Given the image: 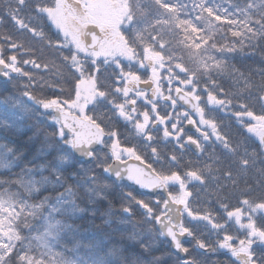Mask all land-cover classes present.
<instances>
[{
	"label": "trees",
	"instance_id": "16d2710c",
	"mask_svg": "<svg viewBox=\"0 0 264 264\" xmlns=\"http://www.w3.org/2000/svg\"><path fill=\"white\" fill-rule=\"evenodd\" d=\"M222 1L234 5L235 10L251 6L249 22L220 21L210 34L198 24L188 40L183 36L186 33L177 29L178 24L167 25L164 0H127L129 43L140 58L147 51L158 54L164 60L165 75L177 74L180 81L198 86L200 92L207 86L209 96L217 98L223 89L224 99L231 101L225 112L207 109L228 137L223 146L214 144L208 151L215 180L208 184L203 176L206 150L201 158L181 156L183 167L198 169L203 178L189 185L194 205L213 209L218 203L235 204L245 196L264 198V150L232 115L240 102L259 107L256 97L264 94V36L250 38L264 31V0ZM211 2H193L196 9L192 7V16L210 18ZM37 3L51 0H25L22 7L18 0H0V50L5 54L11 43L20 64L34 58L35 66L28 73L38 85L34 95H46L55 86L68 92L73 77L70 73L62 76L63 52L57 46V32L35 14ZM9 13L18 18L20 26ZM31 28L37 29L35 35ZM224 49L235 53L236 59L223 62ZM206 59L211 64L207 69ZM26 84L24 75L0 80V199L34 210L20 228L23 247L46 258V264H181L167 242L158 238L153 219L139 205L142 199L128 187L117 190L108 176L93 173L106 168L107 157L101 155L102 160L96 158L89 164L74 158L68 139L60 138L62 130L53 116L37 99L25 95ZM110 84V80L102 81L103 87ZM169 149L170 143L163 140L162 154ZM185 226L194 233L184 244L194 264H239L226 250L198 247L199 239L215 245L218 237L211 229L200 222L194 227L185 222ZM41 233L48 235V241L40 239L36 247V234ZM253 251L264 258V245L254 246Z\"/></svg>",
	"mask_w": 264,
	"mask_h": 264
},
{
	"label": "snow or ice",
	"instance_id": "6c2138e0",
	"mask_svg": "<svg viewBox=\"0 0 264 264\" xmlns=\"http://www.w3.org/2000/svg\"><path fill=\"white\" fill-rule=\"evenodd\" d=\"M18 3L22 7L25 0H18ZM34 12L48 21L50 29L55 28L57 46L70 50L71 54L66 57L73 76L70 91L55 86L46 95H34L38 85L28 76L35 66L34 58L20 64L15 55L16 46L11 43L6 53L0 55V75L9 79L24 75L27 81L25 95L37 99L44 109L55 110L62 117V134L65 130L74 134L71 141L74 147H87L89 155L95 154L93 144L110 148L116 165L124 174H130V179L141 187L155 190L161 197L154 201L158 210L143 203L141 206L157 221L167 224L168 235L178 249L186 254L188 249L181 246L179 238L194 236L185 222H200L218 237L214 246L199 239L197 244L201 249H226L239 264H264V258L253 251L254 245L264 244V198L252 200L245 196L235 204L218 203L214 209L195 206L189 185L203 178L198 169H185L181 160L182 154L190 147L200 154L208 140L217 139L219 142L218 125L207 109L220 105L231 107V101L224 99L223 89L219 98L212 95L211 99L207 86L203 92L198 91V86L184 89L188 95L196 94L195 99L189 100L184 93L175 91L184 88L179 79L174 85L166 78L157 83L152 69L145 68L136 58L125 56L123 62L113 58L108 46L113 39H122L121 33L113 29L110 34L102 19L77 15V8L69 0L37 3ZM63 12L74 17L72 31L60 24L59 17ZM9 15L20 26L18 18L12 13ZM30 31L35 35L37 29L31 28ZM257 36H264V31L253 33L250 38ZM109 64L111 84L101 87L97 77ZM102 103L107 104L112 117L130 126L142 143L128 144L119 128L112 124L111 117L106 119L105 114L93 110ZM256 104L259 107L240 102L232 115L246 132L264 145V94L257 95ZM187 126L199 136H194ZM161 138L173 145L164 154L156 146ZM223 140L226 142L228 137L224 136ZM244 165L247 167V161ZM33 211L7 198L0 199V220L4 221L0 226V264H46V258L23 247L20 235L21 225L31 218Z\"/></svg>",
	"mask_w": 264,
	"mask_h": 264
},
{
	"label": "flooded vegetation",
	"instance_id": "af4514ba",
	"mask_svg": "<svg viewBox=\"0 0 264 264\" xmlns=\"http://www.w3.org/2000/svg\"><path fill=\"white\" fill-rule=\"evenodd\" d=\"M69 2L77 8V15L79 16H83L85 14L88 15L89 19H94L91 14H90V11L84 9V6H83V0H69ZM65 14V21L64 22L66 24V27L72 31L73 28H72V25L75 23V20H74V17L68 15L67 12H64ZM108 24V23H106ZM105 24V25H106ZM130 25H128V23H126L125 25L122 26V30H121V35H122V39H113L110 43L113 45L114 42L115 44L117 43V41H122L123 43H125L128 47V50L131 52V57L130 58H136L140 63H142L145 68H151L152 69V75H153V78L155 79V81L157 83H160V80H161V77H163V80L166 78H172L173 80H170V81H177L178 79L175 78L174 76V73L172 72H168L166 75H162L161 73V70H160V67L156 66L154 62H151L149 60H146L147 56H149L150 52L147 51V53H144V57L140 58L138 56V54L130 47V43H129V39L131 37V34L129 32L130 30ZM107 27V30L108 32L111 34L113 32V29H115V27H113L111 25V23H109V25H106ZM55 29V28H54ZM118 30H120L119 28H117ZM58 36V35H57ZM16 44V43H15ZM61 51L63 52L62 54V57L60 58V63H61V72H62V76L66 75V73H70L72 75V70H71V67L69 66V62L66 60V55L67 57L71 54L70 53V50L69 48L65 47V46H58ZM225 50V59L227 60H231L232 58L233 59H236V54H234V56L232 55L233 52H227L226 49ZM221 53V52H220ZM135 54V56H134ZM0 55H2V52L0 50ZM116 59V58H115ZM122 61V60H121ZM223 61V60H222ZM123 62V61H122ZM231 62V61H229ZM146 63V65H145ZM156 67V68H155ZM101 75H98L97 79L101 85V87H103L102 85V81L104 80H110L112 81V69H111V64L108 65V67L106 68H102L101 69ZM161 73V74H160ZM170 73V74H169ZM160 75V79H158ZM173 75V76H172ZM73 77V76H72ZM175 78V79H174ZM66 80V78H65ZM175 82L173 83V85L175 84ZM182 82V81H180ZM184 83V82H182ZM66 84H69V83H66ZM179 89H175V91H178ZM191 97H193V99H195V95L192 94L190 95ZM217 109V108H216ZM223 110V112H225L228 107H225L223 106L222 108H220ZM93 110H95L97 112V114H105V118L107 119L108 117H111L112 119V124L115 125L116 127L119 128V130L121 131V133L126 137V140H127V143L128 144H135V143H142V141L139 140L138 137L135 136L134 134V130L130 127V126H127V125H124L123 122H119L115 119V117H112V113L110 112L108 106H103V105H97ZM50 114V113H48ZM54 118V117H53ZM194 118H197V117H194ZM198 119V118H197ZM55 122L58 124V126L61 128V125L59 123V120L54 118ZM191 129V127H190ZM192 131V134L194 136H199V133H196L194 129H191ZM218 131L219 133L221 134L220 137H219V142L217 141V139H210L208 140L204 145H203V151L202 153L200 154H197L191 147L189 149H187L183 154L182 156H184L185 158H188V159H194V158H201L203 155H204V152L206 150V153H205V172H204V177H205V180L208 182V184H210L211 180H215V173L210 169V165H209V161H210V154H209V148H211V145H218V146H223V143H225V141L223 140V133L221 132V130L218 128ZM251 137H253L256 142L264 148V145L261 144V142L258 140L257 137H255L254 135L250 134ZM63 137L67 138L70 145H71V148H72V143L71 141L73 140L72 138L68 137L65 133H63ZM162 141L163 139L161 138L160 140H158L157 142V145L158 147L161 148V144H162ZM170 148H173V145L170 143ZM95 154L93 155V159L89 162V163H93L94 161H96V158H100L101 155H105L107 158V166L104 170H96V172H93V173H96V174H103L105 176H108L111 180H113L116 185H117V190H123L125 189L126 187H128L132 192H134L135 194H137L141 199L142 201H140L139 205L141 206L142 203L143 204H147L145 203L144 201L146 200L148 202L147 205H150L151 207H153L154 209H157L158 210V205L156 203H154V201H157L159 200L161 197L156 195V196H149V195H143V194H139L137 193L133 187L129 186V185H126L122 182H118L117 180L111 178L110 176V166L115 162L114 158H113V154L111 153V150L110 148L108 147H105L103 146V148H99V149H96L93 151ZM74 158H76L74 156ZM77 159V158H76ZM78 161L82 162L83 164H89V163H84L83 161L77 159ZM99 160H102V159H99ZM145 163H147V160L145 161ZM200 176L202 177V175L200 174ZM200 180H195L193 182V184H196L198 183ZM190 188V187H189ZM191 189V188H190ZM210 205H213L211 202H210ZM214 206V205H213ZM141 209L142 211H144V214H146L150 220L153 219V223L154 225L156 226V229H157V235H158V238L159 239H163L167 242L164 234L158 229V223L159 221H157L153 216L152 214H150L146 209L145 207L141 206ZM189 227H194L195 224L199 223V222H187ZM204 238V236L200 235L199 238ZM192 239V236H189L188 237V240L186 241H183L182 242V246L184 248V244L188 241H191ZM167 245H169L170 247V250H171V246L170 244L167 242ZM198 245V244H197ZM199 247V246H198ZM187 254V253H186ZM188 256V255H187ZM188 259V258H187ZM182 263V262H181Z\"/></svg>",
	"mask_w": 264,
	"mask_h": 264
},
{
	"label": "rangeland",
	"instance_id": "374dc122",
	"mask_svg": "<svg viewBox=\"0 0 264 264\" xmlns=\"http://www.w3.org/2000/svg\"><path fill=\"white\" fill-rule=\"evenodd\" d=\"M174 1L175 0H164V3L167 4V5H165V11L167 9L168 13H169V16H167V22H168L167 25L168 26H177V24H178L177 29L181 30L182 34L186 33L183 36H185L188 40H191L193 38V35H190V33H193L192 31L197 30L198 24L204 25L205 32H207V34H210V32L214 29V27L216 25H219L220 21H226L227 20L229 22H233L234 20H237V23H239L243 19L244 22H249V19L251 17L250 14L252 13L251 10H253V9H251V6H250V9L235 10L234 5L224 4V2L222 0H192V2H190V0H179L176 3H174ZM195 1L201 2L204 5L212 1L211 2L212 7H210L211 9H213V13L211 14L212 16H210V18L205 19V20H200V17H199V19L194 18V16H192V7L194 9H196L194 7V3H193ZM83 6H84V9L90 11V14L94 19H97V18L102 19L105 24L108 23L106 25H109V23H111V25L113 27H115V30L118 32H121L122 26L125 25L126 23H128V25H130V12H129V4H128L127 0H83ZM165 14H166V12H165ZM59 19H60V24L63 26V28L70 31L66 27V24L64 23V22H66L64 12L60 14ZM117 28H119L120 30H118ZM189 37H192V38H189ZM127 47L128 46L120 40L117 41L116 44L114 42L113 45L110 43L108 46L112 57L116 58V59H120L122 61L124 60L125 56H127L129 58L132 56L131 52L128 50ZM233 54H235V53H233ZM134 56H135V54H134ZM146 60L154 62L156 66L160 67L162 75L165 73L164 60H162V58L158 54L150 53L149 56H147ZM225 60L226 59L224 58L223 62ZM145 65H146V63H145ZM205 65H208L207 67H205V69H207L211 66V64L209 63V61L207 59L205 60ZM174 76L176 79H179L177 77V74H174ZM158 79H160V75H159ZM167 80L170 81L173 79L168 78ZM163 81H164L163 77H161L160 83H162ZM170 82L174 83L175 81H170ZM182 84L184 85V88L176 91L177 93H180V92L185 93L184 89L192 87V85L189 86V85H187V83H182ZM193 87H195V86L193 85ZM185 94L188 95L187 93H185ZM194 95L196 96L195 93H194ZM208 98L211 99L212 96H209ZM222 107H223V105H220V106L213 107L212 109H216V108L220 109ZM249 123H251V122H249ZM187 127L190 128V126H187ZM60 138L61 139L63 138V134L60 135ZM67 144L69 146H71L69 141L67 142ZM3 223H4L3 220H0V226H2ZM47 236L48 235H46L44 233L36 234L35 239H37V242L39 244L40 239H41V241L43 239H46L48 241ZM22 240H23V238H22ZM38 244H35V246L39 247L41 243L39 245ZM256 245H264V244H256ZM256 245H254V246H256ZM223 250H226V249H223ZM226 251H228V250H226ZM228 252L232 255V253L230 251H228Z\"/></svg>",
	"mask_w": 264,
	"mask_h": 264
},
{
	"label": "water",
	"instance_id": "95a60500",
	"mask_svg": "<svg viewBox=\"0 0 264 264\" xmlns=\"http://www.w3.org/2000/svg\"><path fill=\"white\" fill-rule=\"evenodd\" d=\"M7 77L0 75V80H6ZM183 93V92H180ZM185 94V93H184ZM186 98H188L189 100H193L191 97L187 96L185 94ZM47 112L53 113V115L59 120V123L61 125V121H62V117L55 111V110H51V109H46ZM62 127V126H61ZM191 127V126H190ZM64 133L70 137V138H74V134L70 131H64ZM99 148H103V146H99V145H92V151L99 149ZM72 149H73V153L74 156L83 161L84 163H89L92 159H93V155H89V149L87 147H74L72 145ZM130 163L135 164V161H130ZM110 176L111 178L117 180L118 182H122L126 185H129L131 187L134 188V190L139 193V194H144V195H149V196H156V192L155 190H148L145 189L143 187H141L138 183H136L133 179H130V174H124V171L122 168H120L119 166L116 165V163L114 162L111 166H110ZM158 229L164 234L166 240L169 242V244L171 245V249L172 251L181 259V260H185L186 258V254L181 251L180 249H178L176 247V242L173 240L172 237H170L168 235V226L166 223H158ZM189 236H182L180 237V244L182 246V242L187 240ZM184 264H193L190 261H185L183 262Z\"/></svg>",
	"mask_w": 264,
	"mask_h": 264
}]
</instances>
